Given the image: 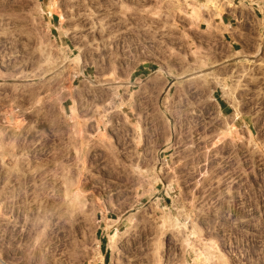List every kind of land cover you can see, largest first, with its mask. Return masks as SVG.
Here are the masks:
<instances>
[{"label": "rangeland", "instance_id": "374dc122", "mask_svg": "<svg viewBox=\"0 0 264 264\" xmlns=\"http://www.w3.org/2000/svg\"><path fill=\"white\" fill-rule=\"evenodd\" d=\"M101 255L264 264V0H0V264Z\"/></svg>", "mask_w": 264, "mask_h": 264}, {"label": "bare ground", "instance_id": "6f19581e", "mask_svg": "<svg viewBox=\"0 0 264 264\" xmlns=\"http://www.w3.org/2000/svg\"><path fill=\"white\" fill-rule=\"evenodd\" d=\"M213 3V1H210V3ZM53 11H55V7H53V6H49V12L50 13H52ZM61 21H63L62 19H61ZM64 25V24H63ZM60 27H61V25H60ZM61 29V31H63V26L61 27V28H59V30ZM260 51V50H259ZM78 59H80L79 57H78ZM77 59V62H79V60ZM158 72V71H157ZM157 72H155L154 73V75L155 74H157ZM92 86L93 87H101L102 85L101 84H99V83H97V82H92ZM225 91H226V89H225ZM168 146V145H167ZM167 148H169V146L167 147ZM159 165H161V163H159ZM161 168V167H160ZM160 168H157L156 170H155V174H156V176L158 177L160 174H161V170H162V168L160 169ZM112 236V235H111ZM118 238V240H119V235L118 234H115V235H113L112 237H111V244H112V248L111 249H113V250H118L119 248H120V241H117L116 239ZM101 257H102V260H101V263H103L104 262V260H105V258H104V255H101Z\"/></svg>", "mask_w": 264, "mask_h": 264}, {"label": "crops", "instance_id": "0c3cea01", "mask_svg": "<svg viewBox=\"0 0 264 264\" xmlns=\"http://www.w3.org/2000/svg\"><path fill=\"white\" fill-rule=\"evenodd\" d=\"M139 67H140V66H138L137 68L134 69V71H133V73H132V75H131V78H130V80H129L131 83H132L133 77L137 75ZM131 85H132V84H131ZM175 86H176V85L171 86V90H172ZM104 258H105L104 262H103V263H100V264H107V263H108V262H107V255H106Z\"/></svg>", "mask_w": 264, "mask_h": 264}, {"label": "trees", "instance_id": "16d2710c", "mask_svg": "<svg viewBox=\"0 0 264 264\" xmlns=\"http://www.w3.org/2000/svg\"><path fill=\"white\" fill-rule=\"evenodd\" d=\"M107 262H108V258H107Z\"/></svg>", "mask_w": 264, "mask_h": 264}]
</instances>
